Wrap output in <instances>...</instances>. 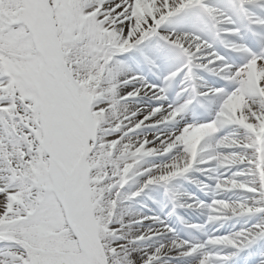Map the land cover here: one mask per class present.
<instances>
[{
	"label": "snow or ice",
	"instance_id": "6c2138e0",
	"mask_svg": "<svg viewBox=\"0 0 264 264\" xmlns=\"http://www.w3.org/2000/svg\"><path fill=\"white\" fill-rule=\"evenodd\" d=\"M0 264H264V0H0Z\"/></svg>",
	"mask_w": 264,
	"mask_h": 264
}]
</instances>
